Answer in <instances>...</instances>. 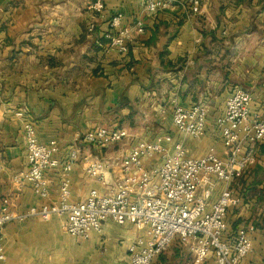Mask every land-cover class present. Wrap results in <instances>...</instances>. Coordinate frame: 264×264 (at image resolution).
I'll use <instances>...</instances> for the list:
<instances>
[{
  "label": "crops",
  "instance_id": "1",
  "mask_svg": "<svg viewBox=\"0 0 264 264\" xmlns=\"http://www.w3.org/2000/svg\"><path fill=\"white\" fill-rule=\"evenodd\" d=\"M94 1L0 0V208L8 199L16 216L1 228L0 264H130L128 247L142 234L133 222L106 220L102 232L84 240L68 234L65 215L45 221L31 214L59 201L72 145L86 131L106 126L125 129L128 137L106 147L80 144L68 173L72 203L93 189L109 190L86 171L88 159L108 163L115 179L116 162L141 143L170 136L163 141L170 151L182 141L190 157L213 150L225 158L216 120L236 89L251 94L252 115L264 114V0H202L196 14L188 0H174L155 14L140 0H105V12L96 17L90 9ZM116 12L132 31L126 53L110 48L104 37ZM91 21L98 26L95 34L88 31ZM199 103L208 108L205 134L183 136L173 124V110ZM19 111L31 118L41 143L58 144L60 164L44 173L47 198L30 182L14 179L28 166ZM257 149V163L230 184L242 201L227 214L226 238L232 241L247 224L256 228L253 251L240 264H264V142ZM146 163L153 168L161 161ZM225 187L216 181L210 200ZM170 246L153 264H173L177 256H191L193 264L186 246L178 240Z\"/></svg>",
  "mask_w": 264,
  "mask_h": 264
},
{
  "label": "built area",
  "instance_id": "2",
  "mask_svg": "<svg viewBox=\"0 0 264 264\" xmlns=\"http://www.w3.org/2000/svg\"><path fill=\"white\" fill-rule=\"evenodd\" d=\"M150 14L166 10L174 0H140ZM194 14L200 13L202 0H188ZM90 9L93 15H103L105 0H95ZM109 30L104 32L110 48L121 53L128 51L132 31L124 24V14L116 12L108 20ZM142 33L141 21L136 24ZM95 21L88 25L90 33H97ZM251 94L245 89H236L227 99L225 111L216 120L223 138L226 157L221 158L213 150L202 157H190L182 141H177L170 151L163 141L170 136L133 147L120 161V173L115 179L109 164L88 159L86 171L109 185L107 192L93 189L78 203L70 202L68 173L73 162L80 156V144L106 147L128 137L125 129H110L106 126L92 128L78 136L70 151L69 163L64 166L65 175L59 188V201L44 204L31 214L49 221L54 215L67 217L66 230L72 237L89 239L92 233H100L106 220L123 225L133 222L142 232L128 247L130 264H153L174 240H178L193 256V264H204L209 258L214 264H240L253 251V224L240 227L232 241L226 238L227 214L230 208L240 205L238 196L230 184L254 166L258 161V145L264 142V114H251ZM22 129L27 150V169L15 175L16 181L30 182L42 197L49 196L45 170L57 167L55 157L59 150L56 140L41 143L36 126L23 111ZM208 108L202 104L184 108L176 105L173 124L186 137H201L205 134ZM159 158L157 167L149 168L146 160ZM1 163V162H0ZM0 164V170H1ZM216 181L226 184L215 201L211 195ZM204 186L201 195L200 187ZM25 216H20L22 219ZM5 199L0 208V231L14 220ZM4 246L0 238V255Z\"/></svg>",
  "mask_w": 264,
  "mask_h": 264
},
{
  "label": "rangeland",
  "instance_id": "3",
  "mask_svg": "<svg viewBox=\"0 0 264 264\" xmlns=\"http://www.w3.org/2000/svg\"><path fill=\"white\" fill-rule=\"evenodd\" d=\"M171 250H172V247L171 246H169L163 253V257H165L168 253H170L171 252ZM162 257V258H163ZM186 260H180L179 258H178V256L177 257H175L174 258V263L173 264H190L191 263V260H192V258H191V256H189L188 258L186 257L185 258ZM157 264H159V263H157Z\"/></svg>",
  "mask_w": 264,
  "mask_h": 264
}]
</instances>
